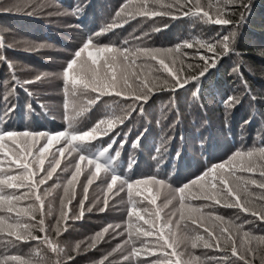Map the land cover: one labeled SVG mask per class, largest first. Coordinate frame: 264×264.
Wrapping results in <instances>:
<instances>
[{"label": "snow or ice", "instance_id": "1", "mask_svg": "<svg viewBox=\"0 0 264 264\" xmlns=\"http://www.w3.org/2000/svg\"><path fill=\"white\" fill-rule=\"evenodd\" d=\"M29 7L35 9L40 5ZM85 7L81 0L75 6V14L79 15ZM250 8L251 0H125L115 11L111 22L82 41L60 73L64 95L62 115L66 127L54 133L0 128V248H3L0 264H75L76 255L96 249L109 242L108 238H120V242L93 264H114L110 258L115 254H119L118 264H256L257 259L259 264H264V235L243 231L237 244L236 235L241 233L242 225L223 215L205 211L220 206L264 222V129L259 146L233 152L223 162L209 165L200 175L176 188V205L159 225L161 211L140 208L138 203L142 200L155 205L152 187L162 186L164 181L155 177L130 180L122 178L117 171L121 151L131 131L122 129L131 122L133 115L145 112L157 89L168 91L173 99L189 84L198 89L200 81L220 59L236 53L237 31L246 21ZM137 17L195 18L205 24L225 26L226 34L213 39L193 37L168 48L130 47L127 40L119 46L100 41L99 37L114 32ZM147 37L149 33L144 32L134 39ZM188 49L193 52L188 53ZM192 60L197 63L190 62ZM0 63L11 69L4 55H0ZM241 67L233 70L239 73L244 91L241 95L229 96L224 104L227 112L241 105L245 99L249 100V116L243 122V127H247L257 117L264 119V112L256 110L258 101L243 79ZM48 76L44 73L37 75L35 81L23 83L30 85ZM12 81L11 87L0 94V123H5V118H10L17 107L13 98H18L16 89L22 85L14 73ZM24 90L29 97L33 96L32 92ZM111 96L131 101L123 108L122 115H107L86 128L78 126L101 98ZM28 109L34 111L32 103ZM175 114L179 122L178 107ZM144 132L132 142L133 149L138 147ZM97 141L101 144L98 151L84 154L86 144ZM73 153H77L78 159L72 156ZM67 157H72L75 163L63 185L58 215L55 222L49 224L46 221V217L52 214L46 210L49 189L42 186L52 179L62 159ZM135 163L130 158L127 167L131 169ZM62 171L67 172L68 169ZM84 172L86 183H81L80 177ZM101 173L105 184L102 203L97 198L86 206L89 186L101 179ZM78 184L82 187L83 196L77 201L76 212L70 215ZM121 193H126L130 205L126 224L109 223L87 241L76 243L70 252L61 246L60 237L68 231L69 220H82L86 212L94 210L105 212L109 197H118ZM193 201L203 203L195 205ZM177 214L178 218L174 220ZM181 223L184 224L185 235L177 236L176 228ZM244 223L251 221L245 219ZM30 242H38L33 258L8 254L9 247L18 248ZM181 242L190 245L191 251H179ZM39 246L51 254L46 261ZM197 249L220 255L202 258L196 254Z\"/></svg>", "mask_w": 264, "mask_h": 264}, {"label": "trees", "instance_id": "2", "mask_svg": "<svg viewBox=\"0 0 264 264\" xmlns=\"http://www.w3.org/2000/svg\"><path fill=\"white\" fill-rule=\"evenodd\" d=\"M83 2H87V5L80 13L79 23L81 22L89 32L93 29L97 32L105 26L97 27L101 22L109 23L112 21L115 11L125 0H84ZM100 17L102 20H100ZM138 22L140 24L142 22V25L147 26L146 29L150 30V33H154V35H149V40H155V46L160 48L175 47L184 40L193 37L213 39L218 35L226 34L225 26L205 24L195 18L172 20L159 17L152 19L137 17V19L124 24L123 27L115 29L114 32H108L99 38L104 42H107L108 39L112 40L120 31L124 34L125 31L134 29L133 26ZM164 24H167L168 27H163ZM156 28L161 30L154 31ZM38 29L43 28L39 26ZM234 47L236 53L220 59L217 66L200 81L198 89L189 84L175 95V99L168 91L155 90V95L146 105L145 112L142 115H133L131 122L122 129L124 132L131 129L128 142L121 151L120 167L117 170L122 178L135 180L155 177L163 180L166 176V178L175 179V182L183 181L181 185L183 186L186 181L200 175L209 165L223 162L233 152L259 146L261 132L264 129V119L257 117L251 125L243 127V122L248 118L250 112L249 100L245 99L241 105L227 112L224 101L229 96L243 93L244 86L241 77L237 71L233 70L242 66L243 79L247 81L251 94L258 101L256 110L264 112V0H251V8L249 13L246 14V21L240 25L237 31ZM186 51L188 53L193 52L192 49ZM6 59L9 61V58ZM190 62L197 63L196 60ZM7 68L8 65L0 63V94H4L13 82L11 72L8 81L4 78L5 72H9ZM15 77L17 82L22 85V87L16 89V97L18 98H13L17 107L10 118H5V123H0V128L7 127L13 130L48 131L53 133L63 130L66 127V121L62 119L61 121L64 123L62 124L59 120H53V118L46 116L48 110L46 111V107L37 101L39 98L29 97L24 90L30 91V85L23 83L27 80L19 75ZM194 93L198 94L194 96ZM102 99L91 108L86 117L79 123V127L91 126V124L105 118L107 115L123 114L122 111L117 112L104 106ZM121 99L126 101L124 98ZM29 103H32L34 111H29ZM177 107L180 113L179 122H177L175 114ZM94 112H96V115L92 114ZM145 129H147L146 132H144ZM141 132H144L143 138L138 147L133 149L131 144ZM104 139L106 140L107 137ZM100 147L101 144L98 141L87 143L84 154L96 153ZM177 153H179V156H177ZM72 156L78 159L77 153H73ZM130 158L136 161L131 169L127 167ZM67 160L68 163L69 160L72 161L71 166L75 163L72 157H67ZM47 163L46 161V167ZM70 173L69 171L59 172L60 175L66 176ZM59 174H54L52 179L48 180L42 188H48L50 191L53 183L58 189L63 188L66 180ZM58 195L55 192H49L46 198V210H50L52 213L46 217L49 224L55 222V216L59 212L55 211ZM152 195L156 197L155 205H150L147 201L141 200L138 206L140 208L147 207L150 211L159 209L161 211L159 225L167 217V214L153 189ZM82 196L83 192H80L73 200L70 208L77 207V201ZM125 199H127V196ZM201 203L203 202L193 201V204L196 205ZM121 204L114 206V215H110L106 211L101 213L94 210L92 213H85V217L90 214L88 221L84 220L85 217L78 221L69 220L68 231L60 237L61 246L70 252L72 246L80 241H87L95 232L100 231L107 224H126L128 219L127 210L130 205L128 202ZM205 211L223 215L226 219L234 220L237 224L242 225L241 233L236 235L237 244H239L243 231H249L257 236L264 235V222L256 221L250 216L246 217L245 214L238 213L235 209L217 206L214 209H205ZM237 216H239V219H237ZM245 219L251 221V223H244ZM183 227L180 225L176 228L177 236L185 235V228L183 229ZM108 241L87 253L83 251L79 255L73 253V255H76L75 264H93V261L101 259L103 255L111 251V248L120 242V238L116 240L109 238ZM37 247L38 242L21 244L18 248L9 247L8 254L33 258V250ZM39 247L41 256L46 261L51 254L46 253L43 246ZM178 250L191 251L190 245L185 242L180 243ZM0 251H3V248H0ZM195 252L197 255H201L202 258L206 255H220L202 249H197ZM110 259L114 261V264H118L119 254H115ZM256 264H259L258 259Z\"/></svg>", "mask_w": 264, "mask_h": 264}, {"label": "rangeland", "instance_id": "3", "mask_svg": "<svg viewBox=\"0 0 264 264\" xmlns=\"http://www.w3.org/2000/svg\"><path fill=\"white\" fill-rule=\"evenodd\" d=\"M80 3L81 0H72V2L71 0H0V44L3 45L0 46V55L9 58V61H7L11 65V69L8 66L7 70L9 72H5L4 78L8 81L11 72L12 76L14 73L15 76L19 75L27 81H35L37 75L48 73L49 76L47 78L30 84L29 90L33 93V96L39 98L37 101L46 107L45 110H48L46 116L51 117V119L53 118V120H59L60 122L63 119L64 100L63 80L60 73H62L71 54L81 46L82 41L89 34L95 32L94 29L89 32L81 22L79 23L81 16L80 14H75L74 9ZM83 3L87 5V2ZM36 4L40 5V7L35 9L29 7V5ZM100 20H102L101 17ZM101 23L97 27L106 24ZM39 26H42L43 29H38ZM129 26L131 27L132 25L130 24ZM146 27L142 25V22L141 24L138 22L133 26L134 29L125 31L124 34L120 31L112 40L108 39L107 42H104V40L100 41L102 43H111L119 46L126 39L129 42L127 46L130 47H158L155 46L156 41L149 40V37L143 40L134 39V37L140 36L144 32L149 33L150 36L154 35ZM6 46L8 47L6 48ZM121 98L115 96L103 97V105L120 112L123 110L125 104H130V100L123 101ZM119 99L121 100L118 101ZM92 114L96 115V112ZM62 124L64 123L62 122ZM64 167L69 172L73 170V166L68 163V160L62 159L57 173L59 174ZM85 175L86 172L82 173L80 177L81 183H86ZM60 176H63L67 180L70 174L68 176ZM163 181L164 184L162 186H153L152 189L157 194L166 214L169 215L173 211V206L176 205V199H174L176 196L175 189L181 187L183 181L175 182V179H169L166 176L163 178ZM81 188L80 184H78L76 197L80 192H83ZM104 188L103 177L90 185L88 200L85 202L86 206L88 203L95 202L97 198H100L102 203ZM49 192L59 194L55 209L58 212L60 197L63 195V188L58 189L57 186L55 187V183H53ZM125 197V193H121L120 196L114 198L110 196L109 206L106 212L114 215V206L122 202L121 205L125 204V202L127 203ZM71 209L70 214L76 212L77 207H72ZM89 217L90 214L86 215L84 220L88 221ZM176 218H178V214L177 217H173L174 220ZM181 226L183 227L182 223Z\"/></svg>", "mask_w": 264, "mask_h": 264}]
</instances>
